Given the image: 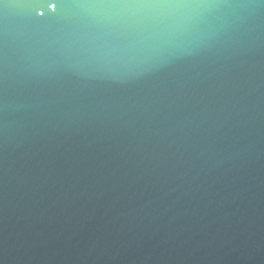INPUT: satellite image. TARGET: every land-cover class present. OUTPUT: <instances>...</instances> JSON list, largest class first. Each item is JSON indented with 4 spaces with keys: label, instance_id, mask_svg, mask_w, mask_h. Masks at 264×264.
<instances>
[{
    "label": "water",
    "instance_id": "water-1",
    "mask_svg": "<svg viewBox=\"0 0 264 264\" xmlns=\"http://www.w3.org/2000/svg\"><path fill=\"white\" fill-rule=\"evenodd\" d=\"M48 3L0 0V264H264V0Z\"/></svg>",
    "mask_w": 264,
    "mask_h": 264
},
{
    "label": "snow or ice",
    "instance_id": "snow-or-ice-1",
    "mask_svg": "<svg viewBox=\"0 0 264 264\" xmlns=\"http://www.w3.org/2000/svg\"><path fill=\"white\" fill-rule=\"evenodd\" d=\"M59 4H60V0H49V3L47 6L50 9H52L53 12H55L57 10V8L59 7ZM39 15L43 16L44 13L40 12Z\"/></svg>",
    "mask_w": 264,
    "mask_h": 264
}]
</instances>
